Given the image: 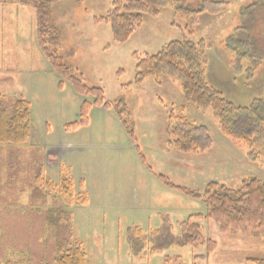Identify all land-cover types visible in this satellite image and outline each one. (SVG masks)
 I'll use <instances>...</instances> for the list:
<instances>
[{
  "label": "rangeland",
  "instance_id": "374dc122",
  "mask_svg": "<svg viewBox=\"0 0 264 264\" xmlns=\"http://www.w3.org/2000/svg\"><path fill=\"white\" fill-rule=\"evenodd\" d=\"M114 1L62 0L52 7L64 63L85 86L101 88L106 105L95 103L94 95L80 94L56 72L38 43L34 8L0 3V99L11 105L15 97L24 98L32 112L26 144L0 146V264L51 262L56 242L70 233L84 243L88 264H191L194 254L205 252L203 246L174 244L151 254L150 242L138 252L128 240L130 228L151 233L165 217L172 223V234L179 235L182 221L206 212L201 198L169 186L159 175L197 192L210 182L238 188L252 176L264 181V139L250 149L226 137L213 110L188 102L176 77L135 84L136 56L157 53L183 39L186 21L177 7L196 9L201 0H175L158 15H144L124 42L114 40L110 23L102 19ZM219 1L225 3L222 11L202 14L192 39L203 38L208 45L209 82L235 104L248 105L264 95V63L255 66L252 79L234 63L245 52L250 57L259 56L256 51L264 55V0ZM233 35L235 41L229 39ZM245 36L248 46L238 40ZM245 57L246 64L252 61ZM84 102L90 104L88 123L67 129L80 122ZM172 114L208 127L212 147L204 152L173 148ZM40 171L56 183L67 173L75 195L87 197V203L60 198L68 221L50 216L54 191L36 194L34 178ZM202 225L206 235L218 239V248L210 263L198 264H246L242 257L248 247L249 254L264 258L262 235V241L248 243L219 236L213 220L205 219Z\"/></svg>",
  "mask_w": 264,
  "mask_h": 264
},
{
  "label": "trees",
  "instance_id": "16d2710c",
  "mask_svg": "<svg viewBox=\"0 0 264 264\" xmlns=\"http://www.w3.org/2000/svg\"><path fill=\"white\" fill-rule=\"evenodd\" d=\"M59 1L62 0H0V2H22L34 8L37 13L39 42L43 45L56 72L71 81L80 94L94 95L95 103L106 105L102 89L85 86L81 79L73 75L59 52L61 38L52 13L53 5ZM174 2L175 0H115L102 19L110 23L114 40L124 42L142 24L144 15H158L163 8ZM224 6L223 1L201 0L196 9L177 7L186 21L185 37L167 43L157 53L146 54L143 58L136 56L135 84L161 76L180 79L184 97L188 102L198 109H212L222 133L229 139L252 149L257 141L264 139V95L254 98L248 105L235 104L225 92L208 80V45L205 39L201 38L197 42L192 39L199 17L206 13L216 15ZM248 38L245 36L238 40L240 44L248 46L249 43L244 42ZM229 39L235 41L236 36H230ZM248 54L245 52L243 57L240 56L234 67L240 72L247 70L246 75L252 79L256 74L255 66L260 67L259 64L264 63V55L258 51L254 52L259 55L257 57L260 60ZM245 56L252 61L246 64L243 60ZM89 105L84 102L80 111V122L68 125L67 129L88 123ZM31 121V104L28 100L14 98L10 105L0 99V146L26 144L32 132ZM169 132L173 135L170 144L179 151L204 152L213 145L208 127L196 125L174 114L170 116ZM159 176L169 186L201 198L206 205V212L192 214L182 221L179 235L172 234L169 217H165L163 225L151 233L143 232L140 227L130 228L128 240L135 251L142 252L150 242L152 245L148 253L151 254L174 244L203 246L209 254L217 248V242L205 235L200 224L202 219L213 220L221 232H251L259 233L264 237V181L260 178L252 176L244 179L238 188L224 183L210 182L203 192H197L173 184L162 174ZM34 182L37 195L51 193L45 191L46 189L55 192L54 205L49 208L51 217L58 216L60 220L67 221L70 219L69 214L59 205L60 198L69 197L71 202L87 203L86 196L75 195L73 180L67 173L60 182L56 183L44 177L40 171L35 176ZM168 235L169 239L165 240ZM3 264H18V262L4 260ZM42 264H88V254L84 243L70 233L69 237L56 242L52 261ZM253 264H264V259H254Z\"/></svg>",
  "mask_w": 264,
  "mask_h": 264
},
{
  "label": "crops",
  "instance_id": "0c3cea01",
  "mask_svg": "<svg viewBox=\"0 0 264 264\" xmlns=\"http://www.w3.org/2000/svg\"><path fill=\"white\" fill-rule=\"evenodd\" d=\"M0 3H2V2H0ZM6 3H13V4H19L21 7H24V6H28V5H26V4H24V3H22V2H6ZM30 7V6H29ZM36 13V12H35ZM53 13V12H52ZM236 16V15H235ZM36 26H37V19H36ZM38 38V37H37ZM38 43H39V41H38ZM61 49V48H60ZM1 96H7V95H1ZM12 97H15V95H11ZM11 96H8V97H11ZM15 98H17V97H15ZM51 155V154H50ZM47 165V162L45 163V166ZM203 220H205V219H203ZM202 220V221H203ZM202 221L200 222V224H201V226L203 227V230H204V233H205V235H206V231H205V228H204V226L202 225ZM218 229V233H219V236H221V237H229L230 239H244L246 242H250V241H252V240H254V239H259L260 241H262V236H261V234H259V233H229V235L228 234H223L222 232H220V230H219V228H217ZM207 237H209V238H211L210 236H208V235H206ZM218 236V235H217ZM218 236V237H219ZM212 240H214V241H218V239H214V237L213 238H211ZM264 239V238H263ZM216 241V242H217ZM233 241H235V240H233ZM180 246V245H179ZM228 246H230L232 249H236V250H238L237 249V247L236 248H233L232 246H233V244L232 243H230V245H228ZM200 248V247H199ZM202 248H204V250H205V252H199V253H196V254H194L193 255V261L191 262V264H198V262H199V260H207V261H209V263H210V259H211V255L213 254V252H211V253H209V254H207V251H206V248L205 247H202ZM217 248H218V242H217ZM217 248H216V250H217ZM239 248V247H238ZM196 249H198V248H196ZM239 250H241L242 252H243V250H242V248H239ZM247 255L246 256H244V257H242V260L246 263V264H253V260L254 259H264L263 257H255L254 255H251V254H249V252H250V250H249V247L247 248V249H245V251H244ZM177 257H179V256H177ZM168 259H170V258H168ZM167 259V260H168ZM185 264V263H184Z\"/></svg>",
  "mask_w": 264,
  "mask_h": 264
}]
</instances>
